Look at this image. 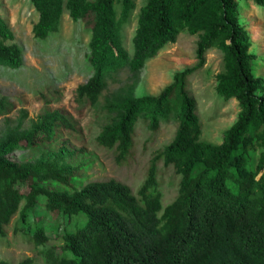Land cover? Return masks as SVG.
<instances>
[{
    "label": "trees",
    "instance_id": "1",
    "mask_svg": "<svg viewBox=\"0 0 264 264\" xmlns=\"http://www.w3.org/2000/svg\"><path fill=\"white\" fill-rule=\"evenodd\" d=\"M28 1L38 15L32 27L37 40L54 32L64 10L72 21L86 22L92 74L77 87L76 96L89 107L112 74L123 67L139 73L184 31L199 36L198 62L176 73L157 96L129 93L107 106L118 117L103 126L96 143L114 150L119 165L131 155L139 118L151 132L161 122L176 123L173 140L153 156L136 194L113 179L77 190V169L64 161L73 152L64 145L35 164L7 158L26 147L51 146L60 130L72 129L59 111H47L30 129L1 138L0 239L13 223V235L19 232L32 242L44 264H264V79L252 73L255 56L238 20V0H146L137 16L131 55L121 34L135 0ZM251 1L264 7V0ZM13 39L0 14V66L16 70L22 52ZM213 48L223 60L215 92L225 101L234 99L239 108L219 145L200 140L202 124L186 89ZM12 109L0 99V116ZM160 161L179 177L177 194L165 206L156 178Z\"/></svg>",
    "mask_w": 264,
    "mask_h": 264
},
{
    "label": "rangeland",
    "instance_id": "2",
    "mask_svg": "<svg viewBox=\"0 0 264 264\" xmlns=\"http://www.w3.org/2000/svg\"><path fill=\"white\" fill-rule=\"evenodd\" d=\"M145 1L135 0V10L122 27V44L130 55L137 16ZM237 3L238 20L249 34V52L255 56L251 61L252 73L264 79V7L251 0H238ZM115 9L118 13L119 3L115 4ZM0 14L14 34L11 43H15L22 52L19 69L0 66V99L13 105L7 115L0 116V139L9 132L20 133L30 129L47 111L66 115L73 127L60 130V139L51 146L37 150L26 147L7 158L35 164L64 145L73 152L64 161L77 169L78 180L74 182L77 190L90 182L113 179L126 184L136 194L146 179L153 156L173 140L176 123L161 122L159 129L151 132L147 121L139 118L135 124L131 155L119 165L115 161L114 150L103 149L96 143L103 126L118 117L117 113H108L107 106L129 93L136 97L159 95L172 83L176 73L197 64L199 36L189 35L186 31L180 33L175 43L166 44L137 74H131L125 67L119 69L107 79L106 88L97 103L89 107L78 102L76 96L77 87L92 74L87 61L91 34L86 22L72 21L64 10L54 32L45 40H37L33 37L32 27L38 15L28 0H0ZM204 59V65L188 79L186 89L196 104L202 124L200 140L219 145L224 132L236 121L239 108L234 99L225 101L215 92L217 77L223 72L220 51L210 49ZM156 178L165 206L177 194L179 177L160 161ZM42 217L41 214L37 219ZM74 220L75 216L72 217ZM12 229L13 223L6 237L0 239V260L18 264L31 258L33 264H44L32 242L19 232L13 235Z\"/></svg>",
    "mask_w": 264,
    "mask_h": 264
}]
</instances>
